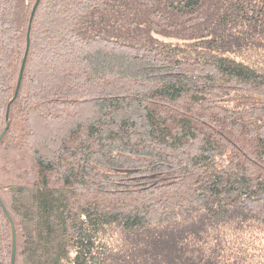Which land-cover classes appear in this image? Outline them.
<instances>
[{"label": "trees", "instance_id": "16d2710c", "mask_svg": "<svg viewBox=\"0 0 264 264\" xmlns=\"http://www.w3.org/2000/svg\"><path fill=\"white\" fill-rule=\"evenodd\" d=\"M34 1L0 0V264L13 235V264L236 259L227 229L264 220V101L237 98L264 99V0H39L6 119Z\"/></svg>", "mask_w": 264, "mask_h": 264}, {"label": "rangeland", "instance_id": "374dc122", "mask_svg": "<svg viewBox=\"0 0 264 264\" xmlns=\"http://www.w3.org/2000/svg\"><path fill=\"white\" fill-rule=\"evenodd\" d=\"M239 96L237 95V98L246 103L264 101V99L257 98L256 95ZM235 219V224L227 229V240L224 243L233 245L232 253L236 259L232 256L225 257L224 264H264V220L262 218L245 216H238ZM115 234L116 231L113 233V236ZM206 261L208 260L201 262Z\"/></svg>", "mask_w": 264, "mask_h": 264}, {"label": "water", "instance_id": "95a60500", "mask_svg": "<svg viewBox=\"0 0 264 264\" xmlns=\"http://www.w3.org/2000/svg\"><path fill=\"white\" fill-rule=\"evenodd\" d=\"M38 2H39V0H35L34 1L33 6H32V9H31V12H30V17H29V22H28V28H27V37H26L25 50H24V54H23L22 61H21V64H20V69H19V73H18V78H17L15 90H14V93H13L12 98L9 100V102L7 104L6 115H5L6 116V119L8 118L9 105L14 100V98L16 97L17 92H18V89H19V86H20V82H21L23 70H24V67H25V62H26L28 47H29V34H30L31 22H32V18H33V15H34V12H35V9L37 7ZM6 126H7V124H6ZM6 126H5V128H6ZM5 128L0 133V139H1V137H2V135L4 133V131H5ZM4 210H5V212H7L5 208H4ZM14 257H15V241H14V235H13V244H12V253H11V264H13V262H14Z\"/></svg>", "mask_w": 264, "mask_h": 264}]
</instances>
